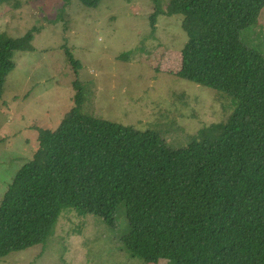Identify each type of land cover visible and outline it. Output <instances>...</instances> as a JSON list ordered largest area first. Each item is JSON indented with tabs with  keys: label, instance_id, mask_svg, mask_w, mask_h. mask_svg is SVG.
I'll return each instance as SVG.
<instances>
[{
	"label": "trees",
	"instance_id": "trees-1",
	"mask_svg": "<svg viewBox=\"0 0 264 264\" xmlns=\"http://www.w3.org/2000/svg\"><path fill=\"white\" fill-rule=\"evenodd\" d=\"M263 9L264 0H170L160 11L180 14L187 35L177 76L236 101L226 119L181 142L82 112L74 82L75 106L39 130L33 157L0 199V258L44 247L61 214L74 211L111 232L126 221L113 242L146 264H264V52L241 36ZM35 31H0V97L13 53L31 48Z\"/></svg>",
	"mask_w": 264,
	"mask_h": 264
},
{
	"label": "rangeland",
	"instance_id": "rangeland-1",
	"mask_svg": "<svg viewBox=\"0 0 264 264\" xmlns=\"http://www.w3.org/2000/svg\"><path fill=\"white\" fill-rule=\"evenodd\" d=\"M65 1H0L1 32L21 37L37 29L31 48L13 53L0 97V199L33 157L39 130L55 129L75 106L76 81L82 112L156 129L176 142L223 121L236 105L222 91L177 76L187 35L180 14L160 13L170 0H101L96 7ZM241 36L264 52V9ZM123 222L111 232L97 216L63 212L44 247L11 252L0 264H146L116 248L113 237L126 230Z\"/></svg>",
	"mask_w": 264,
	"mask_h": 264
}]
</instances>
